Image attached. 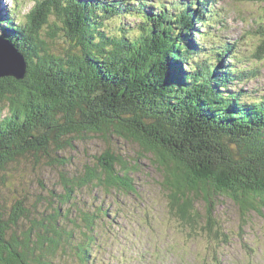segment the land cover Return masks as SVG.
Instances as JSON below:
<instances>
[{
	"label": "trees",
	"instance_id": "1",
	"mask_svg": "<svg viewBox=\"0 0 264 264\" xmlns=\"http://www.w3.org/2000/svg\"><path fill=\"white\" fill-rule=\"evenodd\" d=\"M150 1L39 0L26 25L15 24L11 9L8 15L0 12V35L17 46L27 64L23 79L0 78V185L21 158L48 160L87 132L116 134L156 158L170 209L183 227L223 237L212 215L215 197L264 209V96L249 105L240 103L241 90L227 91L229 84L249 78L230 73L225 58L232 45L219 50L218 65L201 61L198 71L187 70L198 51L193 37L206 3L172 0L169 7L164 1L156 10ZM50 10L60 25L41 33ZM128 15L142 16L143 22L125 23L119 38H109L106 21ZM133 28L144 33L141 39L128 38ZM55 37L70 47L60 51ZM102 154L82 174H62L52 200L28 205L18 200L7 214L0 210V264H53L67 253L64 241L78 263L85 262L92 252L88 243H97L103 232L96 230V207L77 210L72 220L57 199L67 203L90 185L105 194L120 186L127 194L135 190L128 171L122 175L115 168L112 152ZM198 201L207 204L206 227L198 221L200 212L204 216ZM96 246L101 249L100 241Z\"/></svg>",
	"mask_w": 264,
	"mask_h": 264
},
{
	"label": "rangeland",
	"instance_id": "2",
	"mask_svg": "<svg viewBox=\"0 0 264 264\" xmlns=\"http://www.w3.org/2000/svg\"><path fill=\"white\" fill-rule=\"evenodd\" d=\"M164 1L170 7L172 0ZM150 8L149 4L146 5V10ZM8 10L10 11V7L7 0H0V12L8 15ZM119 20V24H106L108 28L118 30L121 25L133 22L124 16ZM233 38L231 34L226 36L228 41ZM54 39L56 42L59 41L57 47L60 51L70 47L63 38ZM227 45L232 44L229 42ZM247 74L248 77L255 75V73ZM256 84L259 89H264V84H260L259 81ZM239 90L244 94L258 95V89L250 84H245V87ZM2 105L0 103V106ZM104 151L112 152L114 155L112 162L122 175L125 170L128 171L135 190L127 194L125 188L120 186L118 191L112 189L109 194H105L90 185L91 188L85 187L76 191V197L67 203L60 204L57 199L56 204L61 205V212H67L68 209L72 220L76 218L77 210L79 212L91 205L96 207L99 217L95 220V223L99 224L96 230H103L99 240L101 249L96 246L99 241L89 242L88 248L92 252L89 257H85V262L82 264H184L168 244L182 236L184 239L178 245L182 247L200 232L192 231L193 228L190 226L187 229L183 227L178 217L171 211L168 190L163 185V176L155 163L156 158L148 153V150L146 152L139 143L116 134L87 132L84 136L74 137L72 147L61 150L58 155L48 160L37 162L32 155H29L11 164L6 171L10 178L0 185V210L7 214L8 209L11 210L18 200H23L25 205L37 200L44 201L45 198L52 200L51 192L60 188L62 174L67 176L82 174L85 167L97 163V158L102 156ZM55 159H64L65 163H53ZM198 202L199 208L204 212V216L199 213L198 221L200 224L204 223L206 227L209 222L206 215L207 204L205 201ZM107 214H111L115 222H110ZM212 215L214 221L217 220L222 225L221 231H224L223 237L220 234L211 237L203 231L215 241V247L208 250L212 264H264L260 247L252 243L254 239L259 238V233L264 229V209L261 211L244 209L229 196L219 195L214 198ZM77 220L79 224H85L80 219ZM65 224L68 228V220ZM119 227L121 229H117ZM77 241H81V236L78 235ZM63 247L66 248L67 253L60 257L58 254L56 260H52L53 264H80L74 257L75 253L70 243L64 241ZM189 247L192 251L195 250V244L189 243ZM125 256L126 259H123ZM45 259L41 258L42 261ZM191 259L188 257L189 262Z\"/></svg>",
	"mask_w": 264,
	"mask_h": 264
},
{
	"label": "clouds",
	"instance_id": "3",
	"mask_svg": "<svg viewBox=\"0 0 264 264\" xmlns=\"http://www.w3.org/2000/svg\"><path fill=\"white\" fill-rule=\"evenodd\" d=\"M135 2V0H132ZM156 9H160L164 0H151ZM195 2V0H192ZM206 3L208 10L201 22L197 25L199 31L194 35L193 41L198 51L191 55L188 63V71H198L197 65L203 61L216 66L219 63L218 52L227 43L232 44V51L226 56L227 66L231 74L255 73L245 80H236L229 84L227 91L243 89L245 84H250L258 89V95L247 93L240 96L242 104H257L260 97L264 96V89H259L256 84H264V0H200ZM15 17L17 25L30 23L31 13L39 3V0H7ZM129 21L143 22L139 15H128ZM107 24H119V17L112 18ZM49 25H60L56 15L50 10L46 22L41 25V33L46 32ZM235 30V31H233ZM109 38H119L121 33L117 29L105 28ZM229 34L234 37L226 40ZM144 35L139 28H133L127 33L129 39L139 40ZM59 43V41H57ZM184 238L182 236L169 242L168 247L177 254L184 264H212L209 248L215 247V241L207 233H198L189 243L195 244L192 251L189 243L178 247ZM252 243L261 249V257L264 259V229L259 233V238ZM255 252V249L253 250ZM182 253V254H181ZM155 255V253H153ZM188 257H191L189 262ZM207 258V259H206ZM247 259V257H245Z\"/></svg>",
	"mask_w": 264,
	"mask_h": 264
},
{
	"label": "water",
	"instance_id": "4",
	"mask_svg": "<svg viewBox=\"0 0 264 264\" xmlns=\"http://www.w3.org/2000/svg\"><path fill=\"white\" fill-rule=\"evenodd\" d=\"M26 71L24 55L9 39L0 35V78L13 77L21 80Z\"/></svg>",
	"mask_w": 264,
	"mask_h": 264
}]
</instances>
